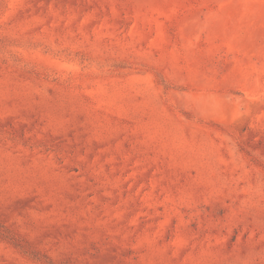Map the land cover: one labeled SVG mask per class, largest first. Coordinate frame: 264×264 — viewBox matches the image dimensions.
<instances>
[{"label": "rangeland", "instance_id": "rangeland-1", "mask_svg": "<svg viewBox=\"0 0 264 264\" xmlns=\"http://www.w3.org/2000/svg\"><path fill=\"white\" fill-rule=\"evenodd\" d=\"M0 264H264V0H0Z\"/></svg>", "mask_w": 264, "mask_h": 264}]
</instances>
